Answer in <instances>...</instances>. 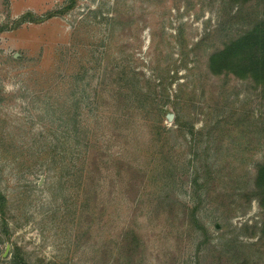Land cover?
<instances>
[{"label": "rangeland", "instance_id": "rangeland-1", "mask_svg": "<svg viewBox=\"0 0 264 264\" xmlns=\"http://www.w3.org/2000/svg\"><path fill=\"white\" fill-rule=\"evenodd\" d=\"M254 29L264 0H0V264H264Z\"/></svg>", "mask_w": 264, "mask_h": 264}, {"label": "trees", "instance_id": "trees-1", "mask_svg": "<svg viewBox=\"0 0 264 264\" xmlns=\"http://www.w3.org/2000/svg\"><path fill=\"white\" fill-rule=\"evenodd\" d=\"M260 29V28H259ZM259 29H254L251 33H249L248 35H246L243 39H242V41H244V42H249L250 40H256L255 38H257V40H259L262 44H263V46H264V41L263 40H260L258 37L259 36H257V31L256 30H259Z\"/></svg>", "mask_w": 264, "mask_h": 264}]
</instances>
